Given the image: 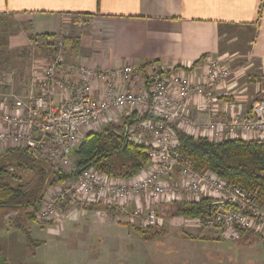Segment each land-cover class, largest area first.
<instances>
[{"label":"built area","instance_id":"1","mask_svg":"<svg viewBox=\"0 0 264 264\" xmlns=\"http://www.w3.org/2000/svg\"><path fill=\"white\" fill-rule=\"evenodd\" d=\"M48 43L52 52L36 62L34 82L22 96L14 91V72L0 70V153L25 148L52 169L70 172L83 135L116 123L127 140L146 147L148 163L131 178L84 167L43 200L38 222L49 223L61 213L76 218L87 206L102 203L117 210L130 207L125 210L130 223L157 227L162 218L152 206L207 198L213 211L203 223L198 220L202 225L217 227L228 240L238 241L247 231L264 238V214L256 193L228 184L209 168H196L189 156L179 153L172 127L213 142L246 133L264 139V99L249 109L240 100L219 101L211 87L230 76L221 61L210 60L200 78L192 80L185 70H171L153 60L142 68H86L66 61L61 36ZM198 97L201 109L214 114L224 107L225 117L192 119L187 105ZM125 109L140 119L125 123Z\"/></svg>","mask_w":264,"mask_h":264},{"label":"crops","instance_id":"2","mask_svg":"<svg viewBox=\"0 0 264 264\" xmlns=\"http://www.w3.org/2000/svg\"><path fill=\"white\" fill-rule=\"evenodd\" d=\"M81 16L87 22L73 23ZM1 25L10 57L13 50L17 54V49L34 38L44 40L41 34L48 33L54 34L48 40L67 37L66 61L86 68L113 69L125 64L139 68L153 60L171 70L183 69L188 78L197 80L208 62L217 60L230 70L225 82L211 87L219 101L240 100L249 109L264 99V0H0ZM74 26L77 36L68 34ZM200 100L187 105L192 119L225 117L222 104L213 114L201 109ZM122 111L125 120L132 114ZM136 118L137 114L129 120ZM256 138L247 133L242 137ZM97 211V206L88 211L91 224L67 225L62 239L87 230L110 237L105 230L110 227L103 229L95 222ZM175 218L182 220L186 232L203 239L220 233L198 219Z\"/></svg>","mask_w":264,"mask_h":264},{"label":"rangeland","instance_id":"3","mask_svg":"<svg viewBox=\"0 0 264 264\" xmlns=\"http://www.w3.org/2000/svg\"><path fill=\"white\" fill-rule=\"evenodd\" d=\"M86 18L77 17L73 23H85ZM1 27L0 37L5 39L6 34ZM74 27L68 34L77 36L79 32ZM48 42V39L34 38L31 44L17 49V54L13 50L12 57L8 55L0 64L1 71L15 72L14 91L20 96L29 91L34 82L38 64L36 61L49 54L52 44ZM128 122L125 120V123ZM8 163L20 177L18 181H13L9 172L2 176L4 181L12 185H30L32 193L40 192L41 184L34 182L35 171L18 166L17 160H9ZM46 166L49 167L48 164ZM65 184L56 183L59 185L57 188H54L55 185L44 187L37 211L45 198ZM93 207H96L95 204L79 211L76 218L61 213L59 218L41 224L37 221V211L34 219L27 217V211L34 210L32 206L8 210L0 206V264H264L263 237L252 234L234 241L223 238L216 231L210 234L214 236L213 239H203L200 235L184 230L182 220L171 215L169 203L152 206L162 218V225L157 227H140L137 222L130 223L125 213L130 207L117 210L113 206L98 203L94 220L103 229L110 227L105 230L111 236L106 238L105 230L104 233L87 230L78 236L71 233L67 241L63 240L61 232L67 225L92 223L88 211ZM62 208L74 210L66 205H62ZM261 209L264 214V206ZM136 228L148 231L145 232L146 240L136 234Z\"/></svg>","mask_w":264,"mask_h":264},{"label":"trees","instance_id":"4","mask_svg":"<svg viewBox=\"0 0 264 264\" xmlns=\"http://www.w3.org/2000/svg\"><path fill=\"white\" fill-rule=\"evenodd\" d=\"M52 35L54 34H41L45 39ZM62 39L65 48L68 44L65 41L67 37ZM5 44L6 40L0 37V64L9 55L4 48ZM50 51L52 52L51 48ZM135 116L136 112H132L126 120ZM139 119L129 120V123ZM172 127L179 142L177 149L182 156H189L196 168L213 170L228 184L255 192L258 205L261 208L264 206V139L232 138L213 142L205 137L190 135L176 125ZM118 129L119 127L114 123H108L96 131L85 133L73 152L75 170L70 172L54 170L49 165L50 168H47L46 162L25 148L14 147L6 150L0 154V206L6 207L7 210L32 206L34 210L27 211V217L34 219L41 205L43 188L75 177L84 167L93 165L109 175L122 178L136 175L148 163L146 147L127 140ZM9 160H17L18 166L35 171L34 182L41 184L40 192L32 193L30 185H12L2 179L3 175L10 172L13 181L19 180L20 176L15 171L9 170L12 167L9 166ZM170 205L172 216L194 218L201 223L213 211L211 200L207 198H201L196 202H172ZM134 231L146 240L145 232L148 231L140 228ZM247 235L252 234L248 231L244 232L242 238Z\"/></svg>","mask_w":264,"mask_h":264},{"label":"water","instance_id":"5","mask_svg":"<svg viewBox=\"0 0 264 264\" xmlns=\"http://www.w3.org/2000/svg\"><path fill=\"white\" fill-rule=\"evenodd\" d=\"M216 204H219V203H213V205H216ZM210 209H211V206H210Z\"/></svg>","mask_w":264,"mask_h":264}]
</instances>
